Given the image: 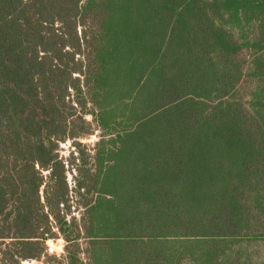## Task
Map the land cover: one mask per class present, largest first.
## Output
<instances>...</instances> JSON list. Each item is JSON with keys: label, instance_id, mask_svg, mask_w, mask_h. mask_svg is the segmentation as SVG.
Here are the masks:
<instances>
[{"label": "trees", "instance_id": "obj_1", "mask_svg": "<svg viewBox=\"0 0 264 264\" xmlns=\"http://www.w3.org/2000/svg\"><path fill=\"white\" fill-rule=\"evenodd\" d=\"M25 259L264 264V0H0V264Z\"/></svg>", "mask_w": 264, "mask_h": 264}, {"label": "rangeland", "instance_id": "obj_2", "mask_svg": "<svg viewBox=\"0 0 264 264\" xmlns=\"http://www.w3.org/2000/svg\"><path fill=\"white\" fill-rule=\"evenodd\" d=\"M78 75V74H77ZM84 97V96H82ZM86 97V96H85ZM71 98L73 102L78 101V96L75 91H72ZM81 98V96H79ZM89 101V100H88ZM92 109L91 103H87L86 108H82L79 106V113H82L83 115L86 116V118L91 122V126L94 129V131L91 134L84 135L81 137V142L85 143L87 145V151L89 152V159L85 163V168L89 171V176L92 175L95 170H97V159H96V153L97 149H99L98 143L103 139V138H110L112 135V131H104L99 128L97 120L93 114L89 113V110ZM109 143H106L105 146H109ZM104 145V144H103ZM102 145V146H103ZM76 151V145L74 140L72 139H67L65 141L60 142L59 145V153L60 155L64 158L65 162L68 163V181L70 183L71 187V204L73 205L72 209L76 217L79 219L81 217V214L84 210L83 206L80 205V200L82 199V196L79 195L78 191H76V188L78 186V178L81 176V171L78 168L82 163L83 160L81 158L76 157L75 162L71 164L70 162V157L73 155L72 153H75V156H78ZM78 177V178H77ZM90 181V179H89ZM83 191V189H81ZM93 199L92 193L89 194V202L90 200ZM79 242L84 246L85 239L81 238ZM64 245H65V240L61 237L58 236L56 239H50L48 240V246H53V251L48 250V253L52 255H62L64 252ZM83 257H85V253H83ZM21 264H44L42 260H23Z\"/></svg>", "mask_w": 264, "mask_h": 264}, {"label": "built area", "instance_id": "obj_3", "mask_svg": "<svg viewBox=\"0 0 264 264\" xmlns=\"http://www.w3.org/2000/svg\"><path fill=\"white\" fill-rule=\"evenodd\" d=\"M48 250L53 251V246H48Z\"/></svg>", "mask_w": 264, "mask_h": 264}]
</instances>
